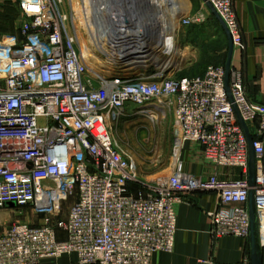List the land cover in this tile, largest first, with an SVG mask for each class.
Masks as SVG:
<instances>
[{"label":"built area","instance_id":"2783aa9c","mask_svg":"<svg viewBox=\"0 0 264 264\" xmlns=\"http://www.w3.org/2000/svg\"><path fill=\"white\" fill-rule=\"evenodd\" d=\"M121 1L76 0V7L72 0H17V35L0 41V209L28 206L43 222H15L0 234V264H57L64 254H75L76 264H152L156 252L173 248L175 205L197 190L217 193L219 208L210 213L217 237L249 236L248 144L225 89L224 66L209 64L191 77L166 74L179 68L180 56L155 37L136 34L130 5ZM208 1L234 47L243 48L233 0ZM113 7L115 18L99 17ZM205 19L170 17L160 32L167 30L178 47L185 28ZM79 23L102 67L86 61ZM116 30L138 41L131 37L118 47L110 36ZM93 68L142 71L110 77ZM229 88L249 130L262 137L253 141L252 187L260 242L264 104L248 98L238 70L230 69ZM135 115L151 125L169 120L174 132L168 171L152 180L135 176L114 145L111 126ZM188 143L215 169L240 175L186 171Z\"/></svg>","mask_w":264,"mask_h":264},{"label":"crops","instance_id":"0c3cea01","mask_svg":"<svg viewBox=\"0 0 264 264\" xmlns=\"http://www.w3.org/2000/svg\"><path fill=\"white\" fill-rule=\"evenodd\" d=\"M233 9L238 18L244 47H234L231 69L241 73L248 98L264 104V0H233ZM193 38L191 34L188 36L190 42L183 49L186 57L191 47L195 48L196 41ZM191 53L194 54V51ZM214 57L216 61L212 64L224 66L227 50L218 51ZM252 131L255 132V129ZM184 155L185 170L191 173L207 175L216 170L222 176L240 175L239 169L229 172L226 169H215L210 163L204 162L193 145L187 144ZM218 208L219 199L215 191L197 190L188 193L175 205L177 219L172 250L156 252L152 264H252L248 238L217 237L214 233L210 213ZM15 222L38 225L43 222V216L28 206L9 204L0 209V234ZM58 236L64 237L61 232ZM260 250L264 264V232L261 234ZM43 264L52 262L44 260ZM57 264H76V255L64 254L57 260Z\"/></svg>","mask_w":264,"mask_h":264},{"label":"rangeland","instance_id":"374dc122","mask_svg":"<svg viewBox=\"0 0 264 264\" xmlns=\"http://www.w3.org/2000/svg\"><path fill=\"white\" fill-rule=\"evenodd\" d=\"M72 1L77 7L76 0ZM164 2L166 15L176 22L183 15L191 18L204 15L206 18L204 22L190 25L185 30V34L181 33L180 46L178 45L181 55L179 54L180 57L177 55L180 58L178 59L180 61L179 68H170L166 74H174L177 77H190L200 74L205 66L215 63V53L222 49L227 50V42L221 26L205 6L203 0H164ZM171 11L174 13L170 14ZM20 17L17 0H0V41L8 42L11 37L17 35ZM79 26L78 29L81 31L85 42L87 40L86 31L83 24L79 23ZM165 32L167 34V30ZM190 34L196 43L194 44L195 48L191 47V51L186 57L183 49L190 42L188 39ZM166 37H168L169 42L172 40L174 45H177L171 36L166 35ZM161 39L163 40V38ZM192 51L194 54L191 53ZM97 65L102 67L100 64ZM96 69L101 74L105 72L102 68ZM104 74L125 75L127 73L116 71L105 72ZM111 133L114 145L128 158L132 171L139 179L152 180L167 173L171 150L175 141L169 120L159 121L151 125L142 116H128L114 123L111 126ZM193 146L195 147V145ZM195 149L198 152L196 147Z\"/></svg>","mask_w":264,"mask_h":264},{"label":"bare ground","instance_id":"6f19581e","mask_svg":"<svg viewBox=\"0 0 264 264\" xmlns=\"http://www.w3.org/2000/svg\"><path fill=\"white\" fill-rule=\"evenodd\" d=\"M112 1L119 2L121 0ZM124 1L130 5V15L135 18V23H138L137 26L139 28L136 30V34H139L142 37L145 35L155 37V42H160V46L165 45L167 48L170 47L171 49H173L174 54L179 56L180 49H178L177 45H174L172 40L170 42L168 41L169 39L167 40L168 37H166V35L168 34H166V32H160L161 27L167 25V20L170 19L164 11V6H166L164 0H122L121 2ZM137 4L139 8H137ZM159 6H161V8H159ZM116 9V7H113L108 11L105 9V12H101L99 14V17H103L105 13L107 18H113L114 16H117ZM110 36H112V38L114 39L116 38V42L118 41V47L122 46L124 40H129L131 37H133V43H136V41H138L137 37H134L132 33L123 35L120 34L119 31L117 32V30L114 31ZM161 38H163V40ZM82 43L84 45L83 52L86 61L91 67H95L94 63L98 64L96 63L97 58L95 57L94 53L90 50V48L86 47L87 42H84L82 40ZM137 49H139V52H136V56H138V54H141V51L144 49V47L142 45L141 51L140 46ZM100 65L103 66L104 64ZM93 69L97 73L101 74V72L98 71L96 68Z\"/></svg>","mask_w":264,"mask_h":264},{"label":"water","instance_id":"95a60500","mask_svg":"<svg viewBox=\"0 0 264 264\" xmlns=\"http://www.w3.org/2000/svg\"><path fill=\"white\" fill-rule=\"evenodd\" d=\"M206 6L209 8L211 13L215 16V18L218 20L220 23L226 39H227V57L224 65L225 69V75H224V85L225 89L228 95L229 100L232 102V107L235 111V114L237 116L238 122L243 129L245 138L247 140L248 144V183L251 186L249 190V195H248V213H249V221H250V227H249V243H250V253H251V260L252 264H262V257H261V250H260V242H259V231H258V222H257V215H256V209H255V202H254V189L252 188L255 183V175H256V158H255V153H254V148H253V137L250 133V130L245 123V121L241 118L235 104H233V99L231 96L230 88H229V77H230V69H231V59L232 55L234 52V45L231 39V36L229 34V31L224 24V22L221 20L215 9L212 7L211 3L208 0H203ZM112 70L106 71V73L110 72H124L127 73L125 75H114V74H107V76L114 77V76H134L138 75L141 71L142 68H135L132 70L124 71V70H115L111 68ZM153 70H149L151 72ZM167 72V70H166ZM261 136H258V139H261Z\"/></svg>","mask_w":264,"mask_h":264},{"label":"trees","instance_id":"16d2710c","mask_svg":"<svg viewBox=\"0 0 264 264\" xmlns=\"http://www.w3.org/2000/svg\"><path fill=\"white\" fill-rule=\"evenodd\" d=\"M225 38H226V36H225ZM226 42H227V39H226ZM250 133H251V135H252V137H253L254 140L255 139H258V136L251 129H250ZM138 186L139 185L137 183H134V182L129 184V188L131 190H135L136 188H138Z\"/></svg>","mask_w":264,"mask_h":264}]
</instances>
